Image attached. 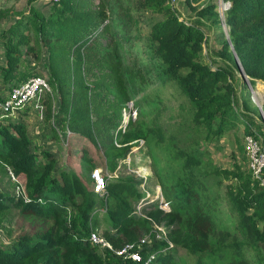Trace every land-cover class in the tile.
I'll use <instances>...</instances> for the list:
<instances>
[{
    "label": "trees",
    "instance_id": "1",
    "mask_svg": "<svg viewBox=\"0 0 264 264\" xmlns=\"http://www.w3.org/2000/svg\"><path fill=\"white\" fill-rule=\"evenodd\" d=\"M49 1L47 14L29 6L25 15L0 31L1 37L7 31L1 40V85L21 80L18 67L23 54L35 57L44 51L48 68L46 81L58 97L56 119L93 137L96 121L89 118L90 111L100 108L98 87L110 91L100 80L113 73L111 62L114 60L109 56L114 53L116 60L117 44L111 49H102L107 57L98 54V38L109 26L102 24L101 12L86 17L77 11L75 0ZM195 1L183 0V3L194 10L199 18L196 20L179 18L165 0L133 1L162 14V18L150 23L149 36L155 41L153 50L164 71L175 81L187 102L186 118L180 122L184 146L173 147L179 166L170 173H158L156 179L170 209L164 212L155 203L146 211L153 221L164 218L168 224L175 222L176 225L165 230V237L155 239L150 247H165L156 253L154 260L162 261L167 256L172 247H166L167 239L196 256L195 264L205 260L210 264L214 259L210 256L214 255L225 264H264V186L250 169L234 161L230 167H220L200 150L228 130H233L237 138L242 130L244 134H252L264 150V99L259 107L254 102L249 106L246 84L255 86L258 81L264 84V0H230L223 14L226 35L219 31L218 48L214 51L217 59L213 58L210 64L199 54L204 40L200 18L218 28L220 18L211 0L197 7L192 5ZM121 10L130 19L128 12ZM85 68L94 74L91 82L86 81ZM180 69L183 71L178 72ZM94 101L98 104L94 105ZM109 107L116 109V104L111 102ZM20 111L24 109L16 113ZM12 117L0 122V169L24 175L25 197L0 191V229L8 239L7 243L0 244V264H31L37 257L45 264H109L116 255L109 249L97 248L87 239L89 231L98 223L99 214L105 222L101 234L113 247L136 240L140 231L153 234L152 220L132 214V203L142 194L132 177H108L105 194L99 197L93 191L92 178L88 187L72 169L56 172L51 149L40 148L37 153L42 159L36 161L25 125ZM113 121L106 127L107 136L109 127L115 126ZM152 125L155 130L160 129L155 122ZM134 129L144 136L149 133L143 126L133 127L122 136L119 146L111 144L105 157L106 161H114L110 169L115 159L124 154L127 142L136 136ZM52 135L56 136L53 131ZM81 156L89 163L85 150ZM210 175L214 177L213 191L204 183V178ZM260 176L264 179V166ZM214 201L225 206L223 216L231 221V239L223 243L211 241L215 232L211 208ZM11 205L18 208L13 214L16 218L10 217V224L3 225L2 219ZM227 234V231L220 232L222 238ZM116 264L126 263L119 259Z\"/></svg>",
    "mask_w": 264,
    "mask_h": 264
},
{
    "label": "rangeland",
    "instance_id": "2",
    "mask_svg": "<svg viewBox=\"0 0 264 264\" xmlns=\"http://www.w3.org/2000/svg\"><path fill=\"white\" fill-rule=\"evenodd\" d=\"M75 1L77 3L76 9L80 14L87 17L95 15V12H101V15L104 16V19L101 21L102 24L108 23L109 25L108 29L103 30L98 38L100 42L98 54H103L107 57L108 55L102 49L105 51L117 44L116 60L113 56L114 53L109 56L113 57L111 60H114L111 62V64H114L113 73H109L106 78L104 76L103 80H100V82H103L101 85H107L111 92L105 91V87L103 86L98 87L100 96L97 97V101L100 102V108L95 107V110L90 111L89 115L90 119L96 121L93 124V132L96 135L90 137L84 130L75 131L65 121H58V118L56 119L58 97L49 82H47L49 90L42 97L41 111L33 110L28 105L24 111L15 112L13 114L14 118H12L21 121L25 125V130L31 142L30 147L31 149H35L36 152L34 156L36 161L42 159L41 154L37 153L40 148L46 147L51 149L50 151L55 159L56 172L60 169H72L80 176L83 183L89 187L91 186V170L97 167L102 174L107 172L112 176L132 177L141 193L143 192L140 184L144 182L145 188L150 194H153L156 188L155 184H158L156 180L157 174L170 173V170L179 166V160L174 156L173 147L176 145L179 147L184 146L180 122L186 118L187 107V102L175 81L164 71L160 59L153 50L155 41L149 36L150 23L162 18V14L157 9L143 8L133 2L134 0ZM205 1L197 0L192 5L197 7ZM211 1L214 3V9L220 18V28L216 27L213 23H205L200 18V21H203L201 27L204 31V40L199 54L201 59L207 64H210L213 58L217 59L214 51L218 48L219 31L222 30L226 35L227 27L223 22V14L230 4V0ZM78 2H81V4H78ZM164 3L172 9V13H177L179 18L185 20L199 19L194 14V10L186 6L183 0H165ZM29 6L36 7L45 15L49 10L50 1L34 0L28 4L27 0H0V31L9 26L16 18L25 15ZM121 9L125 13L128 12L131 20L122 13ZM81 27H83V24ZM5 34H7V31ZM5 34L3 37L0 36V63L3 59L1 40L5 38ZM22 57L18 67L20 69L19 73H22L21 80L32 73H40L46 79L48 78L47 59L44 51H42L40 56L32 57L31 54H23ZM84 71L86 73V81L91 82L94 79V74L88 72L87 68ZM182 71L183 69H180L178 72ZM110 81L113 84H110ZM7 83L1 85L0 80V94L8 88L9 83ZM246 84L249 89L248 105H254V102L259 107L264 99V84L259 83V81L255 86H250L249 83ZM124 87L125 90L123 89ZM123 91H125V94H123ZM126 96L127 98H125ZM97 101H94V105L98 104ZM111 102L116 104V109L109 107ZM127 109L133 115L122 123V112L123 110L126 112ZM118 113H120V117ZM112 119H114L115 126L109 127L107 136L105 132L106 127L111 125L109 121ZM153 122L159 125V130H155V127L152 125ZM138 126H143V129L149 130V133L144 136L134 129L135 138H130L131 140L127 142V147L124 149V154L115 159L114 167L110 169L109 166L114 161L109 162L105 159L109 155L108 150L110 145L119 146V141L126 131ZM52 131L56 136L52 135ZM242 131L238 133L239 140L235 137L233 130H228L218 139L212 140L202 146L200 150L215 165L230 167L232 161H234L240 167L248 170L249 165L244 150V133ZM82 150L86 151L89 163L83 161L81 156ZM213 179L212 175L204 178V183L210 191L214 189L212 187ZM158 186L160 187L159 184ZM0 191L24 198V175L22 173L5 172L0 169ZM153 205H155V200H150L148 203L142 205L140 209H136L134 201L132 203V214L133 216H147L146 211L154 207ZM211 208L213 211L212 218L215 223L213 230L215 232L211 236V241L213 243L229 241L232 229L231 221L226 220L223 216L225 206L214 201L211 204ZM17 209V207L12 205L9 207L8 214L4 216V220L2 219L3 225L8 226L12 218H16V215L13 217V214ZM100 216L99 214L98 223L94 228L98 234L103 232L105 226V222L102 221ZM10 217L12 218L8 221ZM147 218L152 220L148 216ZM154 221L164 227L165 230L170 226L176 225L175 222L168 224L164 218ZM17 225H19V222ZM110 231L108 228L109 233H111ZM224 231H227L228 234L222 238L220 232ZM143 232H138L136 239L147 234ZM7 242L8 239L5 237L3 230L0 229V244ZM171 242L172 247L165 254L167 256L162 261L159 259L153 260L152 264H195L196 256L187 254L177 243L172 240ZM213 243L210 242L212 246ZM210 257L214 258L210 260V264H225L222 261L216 260V255ZM111 259L109 264H116L121 257L116 255L115 258L111 257ZM31 264H45V262L37 257ZM202 264H208V262L205 260Z\"/></svg>",
    "mask_w": 264,
    "mask_h": 264
},
{
    "label": "built area",
    "instance_id": "3",
    "mask_svg": "<svg viewBox=\"0 0 264 264\" xmlns=\"http://www.w3.org/2000/svg\"><path fill=\"white\" fill-rule=\"evenodd\" d=\"M48 90L49 87L46 78L40 73H32L23 80L12 82L9 84L8 88L0 94V122L6 121V118L12 116L18 109H27L28 105L31 106L33 110L41 111L42 97ZM132 115L133 113L128 109L126 112L123 110L121 122L124 123L126 119ZM243 143L249 169L252 175L259 178L264 186V179L260 176L261 169L264 166V150L260 146L259 140L250 133L243 134ZM9 172L11 173L10 170ZM90 175L93 183V191L96 192L99 197H103L105 194L104 188L106 179L112 175L107 172L102 174L97 167L91 170ZM140 186L143 193L135 201L136 209H140L142 205L148 203L150 200H155L158 208L164 212L169 211V203L164 198L158 184H155L156 188L153 194H150L145 188L144 182H142ZM152 226L153 234L151 236L146 234L135 241L124 242L117 247H112L111 243L94 229L89 231L87 239L97 248L109 249L112 254L121 257L122 261L126 264L134 262L138 264H152L156 253L158 251H164L165 248L153 249L150 247L152 241L165 237L164 227L153 221ZM166 241V247H171L172 243L167 239Z\"/></svg>",
    "mask_w": 264,
    "mask_h": 264
},
{
    "label": "water",
    "instance_id": "4",
    "mask_svg": "<svg viewBox=\"0 0 264 264\" xmlns=\"http://www.w3.org/2000/svg\"><path fill=\"white\" fill-rule=\"evenodd\" d=\"M240 70H241V72L243 73V71H242L241 67H240Z\"/></svg>",
    "mask_w": 264,
    "mask_h": 264
},
{
    "label": "bare ground",
    "instance_id": "5",
    "mask_svg": "<svg viewBox=\"0 0 264 264\" xmlns=\"http://www.w3.org/2000/svg\"><path fill=\"white\" fill-rule=\"evenodd\" d=\"M259 85V84H258Z\"/></svg>",
    "mask_w": 264,
    "mask_h": 264
}]
</instances>
